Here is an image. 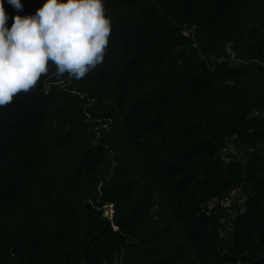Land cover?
<instances>
[{"label": "trees", "instance_id": "obj_1", "mask_svg": "<svg viewBox=\"0 0 264 264\" xmlns=\"http://www.w3.org/2000/svg\"><path fill=\"white\" fill-rule=\"evenodd\" d=\"M103 3L114 52L85 89L98 94L93 120L112 122L103 139L115 156L89 167L84 137V160L56 161L49 104L65 87L51 63L0 106V264H264V0ZM4 8L9 22L22 15ZM172 26L190 53L180 68L140 43ZM226 81L238 86L214 96Z\"/></svg>", "mask_w": 264, "mask_h": 264}, {"label": "clouds", "instance_id": "obj_2", "mask_svg": "<svg viewBox=\"0 0 264 264\" xmlns=\"http://www.w3.org/2000/svg\"><path fill=\"white\" fill-rule=\"evenodd\" d=\"M19 13L21 0H6ZM0 0V106L48 73L81 79L103 61L111 33L103 0H44L34 14L11 17Z\"/></svg>", "mask_w": 264, "mask_h": 264}, {"label": "rangeland", "instance_id": "obj_3", "mask_svg": "<svg viewBox=\"0 0 264 264\" xmlns=\"http://www.w3.org/2000/svg\"><path fill=\"white\" fill-rule=\"evenodd\" d=\"M22 0L23 4L22 15H31L34 14L37 8L41 7V3L44 0ZM11 22H7L8 26H11ZM156 33V34H155ZM153 34L149 36L150 38H141L140 43L143 45L144 50H148L147 53L149 58L156 62L157 65L161 64L162 61L166 58V54L168 53L171 58L169 61L172 65H176V68H180L184 66V58L189 57L190 53L188 52V48L186 47L185 41L182 42V38L180 37L179 31H177L173 26L160 28L155 31ZM147 35V34H143ZM143 37V36H142ZM114 39V35H110L108 39V45L105 49V54L102 63H109L111 56L114 52L112 48V41ZM155 40V41H154ZM174 42V43H173ZM151 47L153 49H151ZM151 49V50H150ZM170 50V51H166ZM168 58V57H167ZM235 65H240L239 61L233 60ZM61 81L58 83L59 85H63L65 90L62 92H58L53 95L50 99L51 102L49 104V119L52 121L50 123V132L48 133V138L51 141L52 146L55 149L56 161H62L64 157L62 156L64 153L68 155H72L73 153L83 152L84 154L86 150V144H83L85 141L84 137H91L93 139V150L89 154L88 153V163H86L89 167H92L94 164H97L100 160H111L115 154L112 152L108 155V147L114 144L106 142L103 139V135L108 133L112 122H108L105 119L93 120L92 114H90L89 110L92 109V104L94 103V99L92 97L98 95L93 90L85 89L86 81H88L87 77H83L81 79H75L68 75V73H64L61 75ZM67 83V84H66ZM220 83V82H217ZM220 86H215L213 88V95L217 94L221 87H236L238 84L232 81H226L224 83H220ZM254 88V85L251 84ZM74 87L75 90L67 91L66 88ZM243 86L239 83V89L243 90ZM251 89L250 86H248ZM62 88H60L61 90ZM245 89V88H244ZM252 90V89H251ZM85 92V93H84ZM68 95V96H67ZM85 100H88V104H84ZM94 111V110H91ZM83 113L85 116H83ZM90 122V123H89ZM88 123V124H87ZM85 143V142H84ZM117 142H115L116 144ZM71 145V146H69ZM82 147V151H78V149ZM239 154V159L242 163V167L246 166V161L248 158V153L245 150L237 151ZM261 155L264 156V150L261 151ZM84 160V155L80 154V161ZM86 160V159H85ZM79 162V161H78ZM87 162V161H86ZM103 167H107V164L103 165ZM43 194V190L40 188L36 190L35 197L36 199H40ZM236 198L234 201L238 205L239 210L245 209V195L236 194ZM238 198V200H237ZM234 203V204H235ZM160 205V202L156 199L155 196L150 198V201L145 205V207L149 210L151 215H157V207ZM109 208L110 216L107 217L111 222L115 219V207ZM234 211V210H232ZM116 226L114 230H116Z\"/></svg>", "mask_w": 264, "mask_h": 264}, {"label": "built area", "instance_id": "obj_4", "mask_svg": "<svg viewBox=\"0 0 264 264\" xmlns=\"http://www.w3.org/2000/svg\"><path fill=\"white\" fill-rule=\"evenodd\" d=\"M232 151H233V146L232 145H228L227 148L225 149V152H232ZM239 193H240L239 191H236V192L233 193V196H235L236 194H239ZM229 203H230V201L228 203H226V204H229ZM109 208H113V206L112 205H108V206L105 207L104 215L106 214L107 217L110 216V210L111 209L109 210ZM115 264H121V263L117 262Z\"/></svg>", "mask_w": 264, "mask_h": 264}]
</instances>
